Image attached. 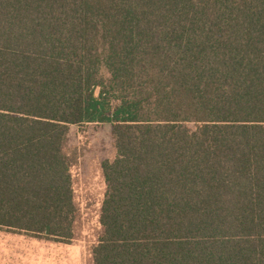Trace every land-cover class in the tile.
I'll list each match as a JSON object with an SVG mask.
<instances>
[{
    "label": "trees",
    "instance_id": "16d2710c",
    "mask_svg": "<svg viewBox=\"0 0 264 264\" xmlns=\"http://www.w3.org/2000/svg\"><path fill=\"white\" fill-rule=\"evenodd\" d=\"M84 124L93 264H264V0H0V229L74 239Z\"/></svg>",
    "mask_w": 264,
    "mask_h": 264
},
{
    "label": "rangeland",
    "instance_id": "374dc122",
    "mask_svg": "<svg viewBox=\"0 0 264 264\" xmlns=\"http://www.w3.org/2000/svg\"><path fill=\"white\" fill-rule=\"evenodd\" d=\"M109 124L69 127L66 152L77 216L74 239L61 243L0 229V264H93L92 249L101 233L100 212L106 192L102 164L116 150Z\"/></svg>",
    "mask_w": 264,
    "mask_h": 264
}]
</instances>
